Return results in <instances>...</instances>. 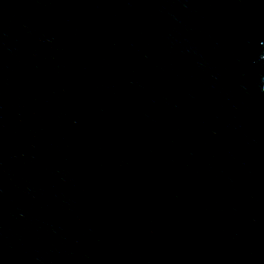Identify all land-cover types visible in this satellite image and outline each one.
I'll return each instance as SVG.
<instances>
[{
    "label": "water",
    "instance_id": "obj_1",
    "mask_svg": "<svg viewBox=\"0 0 264 264\" xmlns=\"http://www.w3.org/2000/svg\"><path fill=\"white\" fill-rule=\"evenodd\" d=\"M0 264H264V0H0Z\"/></svg>",
    "mask_w": 264,
    "mask_h": 264
}]
</instances>
